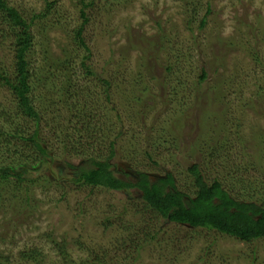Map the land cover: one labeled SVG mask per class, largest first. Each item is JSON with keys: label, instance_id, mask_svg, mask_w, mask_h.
<instances>
[{"label": "rangeland", "instance_id": "obj_1", "mask_svg": "<svg viewBox=\"0 0 264 264\" xmlns=\"http://www.w3.org/2000/svg\"><path fill=\"white\" fill-rule=\"evenodd\" d=\"M7 1L33 20L28 61L43 124L71 126L78 115L101 126L98 137L120 130L111 160L119 176L121 169L170 171L191 195L188 167L197 163L207 181L218 178L233 196L264 202V0ZM81 25L88 51L75 35ZM3 27L0 63L9 66ZM87 54L93 75L81 68ZM98 77L111 82L110 100ZM9 100L0 86V105ZM49 141L58 157L35 173L29 190L15 181L0 186V252L11 264H39L17 258L31 247L40 249L41 264H64L60 245L75 264L94 257L99 264H264V238L243 242L171 224L141 212L136 190L74 183L60 157L82 158L59 154Z\"/></svg>", "mask_w": 264, "mask_h": 264}, {"label": "trees", "instance_id": "obj_2", "mask_svg": "<svg viewBox=\"0 0 264 264\" xmlns=\"http://www.w3.org/2000/svg\"><path fill=\"white\" fill-rule=\"evenodd\" d=\"M81 14L86 21L84 12ZM32 21L27 20L7 0H0V22L4 26L2 34L3 38L9 40L13 52L9 66L0 63V86L6 87L10 95L8 104L0 105V186L15 181L18 185H23L25 191L29 190L28 185L34 181L35 173L54 161L55 155L58 157L53 142L49 141L52 138L55 144H59V154L82 158V162L72 164L65 157H60L59 168L68 167L72 172L69 178L78 185L128 194L136 190L142 203L141 212H152L171 224L193 229H215L243 242L264 238V202L233 196L218 178L207 181L197 163L188 167L194 184L193 193L188 195L178 188L170 171L154 176L149 172L139 171L134 177L121 169L122 175L119 176L111 160L115 156L116 139L121 134L120 130L112 134L113 138H105V133L103 137H98L101 126L93 123L91 117L86 121L82 117L79 120L78 115L69 120L71 126L55 122L43 124L44 113L35 104V88L28 61L34 40ZM204 24L205 17L201 19V26ZM82 32L81 25L75 30V35L88 51ZM88 58V54L83 56L81 68L87 75H93L92 67L85 62ZM205 77L206 72L202 70L200 79ZM46 78L48 79L47 76ZM98 81L105 99L110 100L111 82L103 77H98ZM68 83L70 84L69 78L65 75L63 87ZM74 87L77 89L75 92L82 94L84 91L79 86ZM85 112L86 110L79 114L88 115ZM73 118L77 119L76 122L72 121ZM48 126L51 128L48 131L50 135L44 132ZM94 140L106 143L107 154L103 155L95 149ZM148 156L150 157L149 154ZM159 231L160 228L148 233L151 240ZM58 249L64 264L76 263L62 245ZM40 256V249L31 247L19 250L17 258L19 261L41 264ZM0 264H11L10 255L0 252ZM78 264H99V261L94 257L93 261L83 259Z\"/></svg>", "mask_w": 264, "mask_h": 264}, {"label": "flooded vegetation", "instance_id": "obj_3", "mask_svg": "<svg viewBox=\"0 0 264 264\" xmlns=\"http://www.w3.org/2000/svg\"><path fill=\"white\" fill-rule=\"evenodd\" d=\"M127 172L129 173L130 176L136 177V174L132 173L131 171L128 170Z\"/></svg>", "mask_w": 264, "mask_h": 264}]
</instances>
